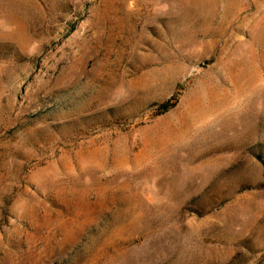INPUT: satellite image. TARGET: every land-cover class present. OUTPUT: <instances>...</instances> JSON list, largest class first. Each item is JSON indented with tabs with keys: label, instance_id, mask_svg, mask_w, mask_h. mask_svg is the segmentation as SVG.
Returning a JSON list of instances; mask_svg holds the SVG:
<instances>
[{
	"label": "rangeland",
	"instance_id": "1",
	"mask_svg": "<svg viewBox=\"0 0 264 264\" xmlns=\"http://www.w3.org/2000/svg\"><path fill=\"white\" fill-rule=\"evenodd\" d=\"M0 264H264V0H0Z\"/></svg>",
	"mask_w": 264,
	"mask_h": 264
},
{
	"label": "trees",
	"instance_id": "2",
	"mask_svg": "<svg viewBox=\"0 0 264 264\" xmlns=\"http://www.w3.org/2000/svg\"><path fill=\"white\" fill-rule=\"evenodd\" d=\"M162 107L164 108V111H167V110H169L168 103H166V104L162 105Z\"/></svg>",
	"mask_w": 264,
	"mask_h": 264
}]
</instances>
